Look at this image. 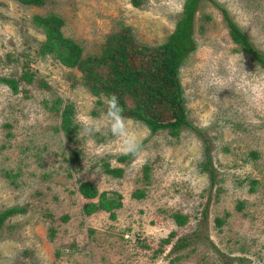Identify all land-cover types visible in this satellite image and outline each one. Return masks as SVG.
Listing matches in <instances>:
<instances>
[{"label":"rangeland","instance_id":"1","mask_svg":"<svg viewBox=\"0 0 264 264\" xmlns=\"http://www.w3.org/2000/svg\"><path fill=\"white\" fill-rule=\"evenodd\" d=\"M133 1L0 0V77L20 82L18 93L0 82V212L21 209L0 228V264H264V67L233 42L225 15L264 54V0L200 2L196 49L179 71L192 127L172 137L130 119L143 150L122 162L106 124L82 134L106 104L77 68L39 52L46 36L34 18L60 16L85 55L125 28L140 43H165L185 0ZM84 182L121 203L115 219L84 213L95 201L82 197ZM175 213L188 222L178 226Z\"/></svg>","mask_w":264,"mask_h":264},{"label":"trees","instance_id":"2","mask_svg":"<svg viewBox=\"0 0 264 264\" xmlns=\"http://www.w3.org/2000/svg\"><path fill=\"white\" fill-rule=\"evenodd\" d=\"M17 1L27 6L40 7L47 0ZM201 1L185 0L181 19L174 32L161 45L140 43L131 30L125 28L110 34L102 46L101 53L92 55H85L79 43L63 35L64 21L60 16L55 14L37 16L34 18V24L46 36V41L39 47V52L43 55H52L65 67L77 68L93 94L104 96L115 94L124 109V114L130 119L144 123L152 134L168 130L172 137H177L184 127H192L188 120L179 71L184 60L196 49L193 23ZM141 3V0L133 1L135 6H140ZM225 15L233 42L264 67V54L256 50L241 28L227 13ZM22 78L27 82L33 80V77L26 73ZM0 82L6 84L14 93L20 91V82L15 78L0 77ZM69 114L71 115V107L67 106L63 112V119L66 121L64 128H69L70 120H66ZM69 131L67 129L66 132ZM130 157L125 155L119 160L124 162ZM77 158L78 153L70 154V161L76 162ZM106 167L108 173L112 175L123 173L121 168H110L107 165ZM79 191L83 198L95 200L84 207L85 214L92 215L103 209L109 212L113 219L116 218L114 210L121 207L120 202H113L112 199L108 201L106 193H100L98 188L89 182L81 183ZM142 195L139 192L134 197L140 198ZM20 212L21 209L17 207L1 211L0 228L9 217ZM173 218L178 226H184L189 219L180 213L173 214ZM169 241L165 240L166 243ZM183 246L185 244L177 247Z\"/></svg>","mask_w":264,"mask_h":264},{"label":"clouds","instance_id":"3","mask_svg":"<svg viewBox=\"0 0 264 264\" xmlns=\"http://www.w3.org/2000/svg\"><path fill=\"white\" fill-rule=\"evenodd\" d=\"M100 99L106 104V111L99 118L89 116L82 122V134L91 137L101 132L102 126L106 124L111 135L121 142L122 152L132 157L138 156L143 150L142 140L139 132L130 126L132 122L124 114L119 98L111 94L102 95Z\"/></svg>","mask_w":264,"mask_h":264}]
</instances>
